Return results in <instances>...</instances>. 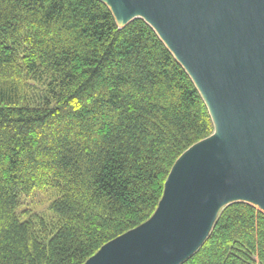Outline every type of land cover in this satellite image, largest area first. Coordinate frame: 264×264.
Listing matches in <instances>:
<instances>
[{"label":"trees","instance_id":"16d2710c","mask_svg":"<svg viewBox=\"0 0 264 264\" xmlns=\"http://www.w3.org/2000/svg\"><path fill=\"white\" fill-rule=\"evenodd\" d=\"M214 129L143 18L120 27L102 0H0V264H84L154 214L176 160ZM39 193L47 211H19ZM181 264H264V212L227 205Z\"/></svg>","mask_w":264,"mask_h":264},{"label":"water","instance_id":"95a60500","mask_svg":"<svg viewBox=\"0 0 264 264\" xmlns=\"http://www.w3.org/2000/svg\"><path fill=\"white\" fill-rule=\"evenodd\" d=\"M123 27L143 18L201 93L214 132L174 163L145 222L84 264H181L227 205L264 212V0H102Z\"/></svg>","mask_w":264,"mask_h":264},{"label":"rangeland","instance_id":"374dc122","mask_svg":"<svg viewBox=\"0 0 264 264\" xmlns=\"http://www.w3.org/2000/svg\"><path fill=\"white\" fill-rule=\"evenodd\" d=\"M48 197L45 194H37L31 199H26L20 206L19 211L22 212L26 209L31 211H47V201ZM48 215L49 213L46 212Z\"/></svg>","mask_w":264,"mask_h":264}]
</instances>
